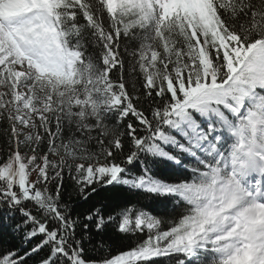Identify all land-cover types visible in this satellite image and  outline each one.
Instances as JSON below:
<instances>
[{
	"label": "snow or ice",
	"instance_id": "snow-or-ice-1",
	"mask_svg": "<svg viewBox=\"0 0 264 264\" xmlns=\"http://www.w3.org/2000/svg\"><path fill=\"white\" fill-rule=\"evenodd\" d=\"M0 264H264V0H0Z\"/></svg>",
	"mask_w": 264,
	"mask_h": 264
},
{
	"label": "trees",
	"instance_id": "trees-1",
	"mask_svg": "<svg viewBox=\"0 0 264 264\" xmlns=\"http://www.w3.org/2000/svg\"><path fill=\"white\" fill-rule=\"evenodd\" d=\"M115 190L109 188L107 191H103L99 196L94 197V200H90L87 203L80 204L74 211L77 213H84L86 210L92 207L93 202L97 205L100 203H107L109 199L113 196ZM150 203V202H145ZM93 236L95 240H100L103 238L106 242H110L112 246L113 254H118L119 251L128 250L134 245V240L131 237H126L122 234L115 233L114 229L109 228L108 231L103 235V237L97 236L93 231ZM13 243H18V241H13Z\"/></svg>",
	"mask_w": 264,
	"mask_h": 264
}]
</instances>
